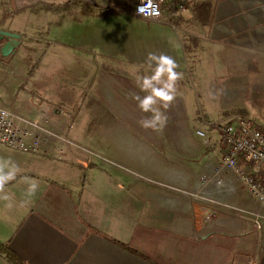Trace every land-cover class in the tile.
<instances>
[{"label": "crops", "instance_id": "0c3cea01", "mask_svg": "<svg viewBox=\"0 0 264 264\" xmlns=\"http://www.w3.org/2000/svg\"><path fill=\"white\" fill-rule=\"evenodd\" d=\"M105 2L9 0L15 10L32 11L29 18L35 24L33 34L1 27L23 38L15 53L0 56V106L33 118L40 108L46 110L81 148V143L95 146L135 168L143 165L139 152L149 161L148 153L155 151L150 137L161 135L167 137L168 154L149 163L170 172L169 136L183 137V153L177 146L172 154L185 158L188 152L207 149L212 162L207 167L203 160L197 169L200 174L208 171L203 179L212 185L201 196L216 200L211 173L224 147L211 124L226 118L218 116L219 99L225 95L219 91L221 83H199L201 77L193 71L203 67L223 73L228 69L225 58L251 51L264 55V0H168L159 19L136 16V0ZM180 2L187 3L185 10L168 13L172 3ZM2 11L7 17L3 7ZM52 25L56 26L42 37ZM45 43L55 44L51 54L44 50ZM150 52L173 57L183 73L175 101L162 109L169 118L162 132L139 125L148 114L133 98L144 95L136 78L150 74ZM201 96L217 103L204 112L218 116L207 118L211 128L208 122L200 125L199 113L187 108ZM193 143L194 149L189 147ZM74 147L55 141L51 148L43 146L33 153L0 144V159H11L21 169L5 188L10 199H0V245L6 249L0 251V264H14L8 252L18 258L16 264H262L258 249L264 247V217L260 228L256 220L243 217L237 234L228 231L236 223L225 211L232 219L221 224L226 230L202 233L187 216L191 202L160 196L147 185L152 181L111 169ZM262 170L258 176L264 180ZM24 176L39 182L34 197L26 195ZM224 177L229 180L230 175ZM188 178L183 173L179 182L185 184ZM224 187L225 196L233 193L231 184ZM242 199L246 209L264 214V204L250 192L242 190ZM113 223L118 229H112Z\"/></svg>", "mask_w": 264, "mask_h": 264}, {"label": "rangeland", "instance_id": "374dc122", "mask_svg": "<svg viewBox=\"0 0 264 264\" xmlns=\"http://www.w3.org/2000/svg\"><path fill=\"white\" fill-rule=\"evenodd\" d=\"M30 15L33 17L32 11H30L28 8L22 10L16 9L14 14L8 15L6 17V20H4L2 23L5 27H9L14 30H21L25 32V34H33L32 30L34 29L33 25L35 24V21H32V19L29 18ZM3 18L4 14L2 13L1 19L3 20ZM55 26L56 25L47 27V30L41 33L40 35H42V37H46L48 33L51 32L50 29ZM54 46L55 44L47 45V43H45L43 45V48L51 54ZM258 52L261 53V51ZM201 58V61H204L206 66L210 68L204 58ZM192 62L191 68H193V66L195 65V61L193 60ZM224 63L228 68L227 72L225 71L222 73L221 71L219 72L215 69L205 71L203 67H199L200 70L198 69V73H196L197 69H195L193 71V74L194 76L200 75L202 81H199V83H205L209 79H214V81L212 82L216 83L218 86L221 83L219 91L220 93H222L223 91L224 94H222L225 95V97L221 99L222 96H220V99L218 98L220 100V103H222L219 104L218 107V116L220 115V117L223 116L226 117V119H230L236 114H242L264 129V55H257V52L254 53V51H251L249 55L238 56L233 60H231L230 57L225 58ZM202 85L203 88L207 90L205 86L208 87L209 84L206 83L205 86L204 84ZM204 97L205 96H201L200 98L198 97L194 101L193 105L187 104V108L191 112L199 113L198 116L200 117V125H203L204 122H208L209 124V119L215 120L216 118H218V116L216 117L212 115H207L206 113L204 114L205 111H208L210 108L217 105L216 101L210 100V102H208ZM204 118L206 119V121L204 120ZM209 127L211 128L210 124ZM197 128L199 127H195V129ZM202 128L208 129L207 126H202ZM150 138H154L151 143L155 151L154 153H148L149 157H151L149 161H146V153L139 152V159L142 158L141 164L143 165H140L137 168L125 165L123 161L120 162L119 159L114 158L112 153L100 150L95 146L81 143L83 144V146H85L84 148L74 147V149H79L82 153H86L89 159H94L96 161L105 163V165L111 169L122 171L127 175L136 176L146 182L152 181L149 182L147 185H153L154 192L158 193L160 196H165L172 200L180 201V203L185 204L191 202V207L189 208V215L187 216H189L188 218H191V220H193V223L195 224L194 227H197L198 230L202 233L212 229L226 230L225 225L222 226L221 224H225V222L232 219L230 214H225V211L232 214L235 219L232 220V222L236 223L233 226L235 228H228V231L237 234L241 232V230L235 229L238 227L242 228L244 221L243 217L254 219V221L256 220V216L247 212L248 209H246V203L243 202L244 199H242V190H244L246 195L249 194L248 186L244 181L239 179L232 172L229 173L227 171L217 174L215 166H213L211 173V182L213 181L214 184H216L218 192L215 196L217 197V199L210 200L208 197L204 198L201 196L202 194H204V190L209 189V186L212 185L210 184V181L205 183L203 179L205 176H207L208 171L204 170L203 174H200L198 170L200 169L198 168L199 163L203 162V160L205 161L207 159V163L205 164L207 165L209 163L207 167H209L210 162H212V158H209L211 156L208 154L207 149H203L205 147L197 149V153L195 152L196 154L193 153V151L188 152L185 158L183 156H178L179 154L177 153L172 154L173 151H178L177 146L179 147V145H182L183 137L177 135H170L168 141L171 144L169 150V158L171 159V161L170 163H168V166L170 167V172H167V170L165 169L162 170L161 168H157L156 164L153 168L149 163L152 161V159L155 160V158L158 157L162 158L163 156H166L168 154V143L166 142L167 137L156 135ZM189 147H192L194 149V143L193 145L191 144V146ZM179 149L180 152L183 153V148L179 147ZM215 162L217 161H214V163ZM219 162L220 161H218V163ZM194 165L196 168L194 167ZM165 173L168 174L169 178L167 176L165 177ZM183 173L189 176L185 184L179 182ZM229 175V180L227 179L228 177H224ZM199 182H201V185H197V183ZM226 183L231 184L234 187L233 193H231L230 195H226L228 199H226V193L224 189ZM198 188H200V191L198 190ZM215 207L224 212V214H220L218 210H216V212H213L215 211ZM122 222L123 225H126L123 220ZM111 227L112 229H118V224L113 223ZM116 234L122 235L123 232ZM260 238L264 240V233H262V237L260 236ZM236 239L241 240V236L237 237ZM238 250L240 251V248ZM258 250L260 251L261 256H263L262 264H264V247H261ZM236 255L238 254H235V256Z\"/></svg>", "mask_w": 264, "mask_h": 264}, {"label": "built area", "instance_id": "2783aa9c", "mask_svg": "<svg viewBox=\"0 0 264 264\" xmlns=\"http://www.w3.org/2000/svg\"><path fill=\"white\" fill-rule=\"evenodd\" d=\"M78 1L107 3L110 0ZM167 1L152 0L153 7L146 9V14H138L137 8L141 3L147 4V0H136L133 12L142 19H159L164 14L163 6L168 4ZM8 3L9 0H0V14L3 13L2 7L6 16L14 14L15 9ZM186 7L187 3H172L168 13L178 14ZM4 20L5 16L3 20L0 18V29ZM211 126L218 130L220 143L224 147L223 156L215 166L216 173L232 172L244 181L249 192L264 204V180L258 176L260 174L258 171L263 169L264 172V129L242 114L222 119ZM197 134L205 136V132L201 130H198ZM55 141L80 147L46 110L40 108L38 116L33 118L0 106V144L23 152L35 153L43 146L51 148ZM247 212L256 216V224L260 228V220L264 214L253 210Z\"/></svg>", "mask_w": 264, "mask_h": 264}, {"label": "clouds", "instance_id": "9594fccd", "mask_svg": "<svg viewBox=\"0 0 264 264\" xmlns=\"http://www.w3.org/2000/svg\"><path fill=\"white\" fill-rule=\"evenodd\" d=\"M153 7L152 0H147V4L141 3L137 8L138 14H146V9ZM158 14V13H153ZM147 68L150 74L137 76V86L143 96L134 95L139 110L148 114L141 118L138 123L146 129L155 132H162L168 124L166 111L171 107L176 99L177 85L183 79V73L177 71L179 65L176 60L166 54L148 53ZM21 169L19 165L11 159H0V199L9 200L10 197L5 192L6 186L17 178ZM27 184L26 195L34 197L39 190V182L28 176L22 177Z\"/></svg>", "mask_w": 264, "mask_h": 264}, {"label": "water", "instance_id": "95a60500", "mask_svg": "<svg viewBox=\"0 0 264 264\" xmlns=\"http://www.w3.org/2000/svg\"><path fill=\"white\" fill-rule=\"evenodd\" d=\"M23 36L15 31L7 29H0V56L6 57L15 53L16 49L20 45ZM203 235L202 237H204Z\"/></svg>", "mask_w": 264, "mask_h": 264}, {"label": "trees", "instance_id": "16d2710c", "mask_svg": "<svg viewBox=\"0 0 264 264\" xmlns=\"http://www.w3.org/2000/svg\"><path fill=\"white\" fill-rule=\"evenodd\" d=\"M127 247V246H126ZM2 250H6L5 248H3V246L2 245H0V251H2ZM8 252V251H7ZM7 256L9 257V259L14 263V264H16V262L18 263V258L17 257H15V256H13L10 252H8L7 253Z\"/></svg>", "mask_w": 264, "mask_h": 264}]
</instances>
